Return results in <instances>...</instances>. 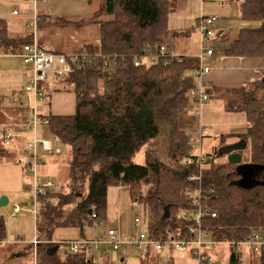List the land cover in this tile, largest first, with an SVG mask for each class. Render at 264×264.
I'll list each match as a JSON object with an SVG mask.
<instances>
[{
    "label": "trees",
    "instance_id": "1",
    "mask_svg": "<svg viewBox=\"0 0 264 264\" xmlns=\"http://www.w3.org/2000/svg\"><path fill=\"white\" fill-rule=\"evenodd\" d=\"M82 1L90 6L100 2L98 10L90 14V23H97L103 16L107 19L99 23L100 37L96 44L84 45L71 53L117 55L119 60L109 67L101 62L74 63L71 72L57 80L54 91L72 92L76 99L74 115L47 116L55 139L70 152L66 170L70 190L68 194L54 192L59 201L57 205L45 200L52 192L46 191L41 197L44 207L38 218L37 238L42 243L37 249V264H97L85 251L78 254L53 252L57 245L49 242L56 229L71 227L83 231L95 221L103 222L107 191L113 185L125 188L133 201L148 207L150 233L163 241L172 238L192 241L194 237L188 227L193 224L192 215L199 206L186 192L196 193L201 189L202 229L209 233L212 241L220 244L209 248L206 255L215 264L214 253L227 246L230 250L227 264H240L238 244L264 232V185L246 188L238 184L241 178L237 173L238 165L228 160L219 164L217 159L225 155L218 147L205 153L201 188L199 181H190L189 176L198 174L199 164L185 166L183 161L191 149L187 132L196 127L193 93L197 86L195 77L187 73L199 62L179 56V60L175 58L168 64L161 60V63L146 62L136 67L132 59L142 53L160 52L163 46L174 54L175 39L189 33L177 34L169 26L176 0ZM241 15L243 21H263L264 0H246ZM38 19L40 26L53 17L38 16ZM218 37L216 33V39ZM33 41L34 34L15 36L10 33L7 21L0 19V55L22 53ZM227 44L224 53L228 57L264 58V24L257 29H241ZM48 52L67 54L62 49ZM207 90L211 95L212 88ZM221 98L227 110L243 112L247 120L246 132L240 136L226 135L223 143L226 144L229 137L245 141L247 160L243 158V164L264 167V79L222 94ZM4 115L0 96L2 127ZM167 123L170 126L168 161L146 153L144 164L134 163L141 149L160 136L161 124ZM255 180L264 181V171L258 172ZM147 181L152 182L153 187L144 195L142 188ZM166 207H169L168 216L164 215ZM90 210L96 220L89 215ZM5 237L6 224L0 215V240ZM43 241L48 245L42 246ZM140 253L141 264H161V251L150 248ZM251 262L264 264V247L252 254Z\"/></svg>",
    "mask_w": 264,
    "mask_h": 264
},
{
    "label": "rangeland",
    "instance_id": "2",
    "mask_svg": "<svg viewBox=\"0 0 264 264\" xmlns=\"http://www.w3.org/2000/svg\"><path fill=\"white\" fill-rule=\"evenodd\" d=\"M243 1L245 2L246 0H176L174 3V10L169 17V26L171 29L176 31L177 34L186 31L189 32V34L180 37L178 35V37L174 41V50L176 49L177 52L179 51L181 53H186V57H193L192 55L200 50L201 38L198 31L195 29L197 20L196 18L198 17H217L219 20L215 24L216 32H230L232 33L230 36L234 38H236V33L241 29H257L259 27H262V25L264 24V18L263 21L247 22L242 20L241 14L242 4L244 3ZM49 2L51 8L49 9V11L44 12L40 8H35V6L32 4H30L31 6H29L26 0H15V6L13 8H16L18 10L20 17L18 18V22L14 21L13 24H11V22H8L11 34H34V29L29 27V23L31 21H29V18H33L35 14H39L38 16L41 18L45 15L51 14V10L53 9L56 10L55 14L57 15L52 16L53 19L47 21L45 25L41 23L40 26L37 27L36 37L41 47L47 49L48 51H60L63 47H65V50H62V52H73L74 50L79 49L84 45L92 43L96 44L98 42L100 37L99 23L105 21L107 18L104 16L100 17L97 23H90V18L82 21H78L77 18H83L80 17L81 14H87L90 10L91 12L94 9L97 11L100 2L97 1L92 4V6H90L85 1H83L85 2V4H82L81 7L78 2L82 3V0H48L47 3ZM26 7H29L30 10H28ZM91 12L89 14H91ZM71 17L76 18L72 19ZM85 21H89L88 24H85ZM42 32L44 35H42ZM177 52H174V54L177 56H181V54H177ZM207 60L208 59L204 60L202 63L209 66L207 64ZM187 74L192 76V70H190ZM32 75V67L24 63L21 55L12 57L0 56V96L2 97V99H4L3 104L9 106L16 105V103L26 104L27 100L23 99V95L25 87L29 84ZM194 80L197 88H200L201 80L199 78H195ZM223 100V98H211L210 96L209 100L206 101L203 105L201 115H199L198 119L196 117V126L198 125L199 130H196L197 135L194 137L196 139L200 137L201 134L198 133L201 132V138L203 140L208 135L207 141L205 140L203 144L202 141H200L201 146L203 145V150L205 152H210L209 148L211 147V145H214L221 150L225 146V144L223 143V137L229 134L240 136L247 130V120L245 114L239 111L227 110L225 107L226 102L225 100ZM19 112L20 110H18L17 108L8 110L6 112V115H4L3 124H7L6 121L7 119L10 120L9 117L12 119L11 116L18 117ZM23 116H25V113L23 114ZM201 121L203 124L201 123ZM24 122L25 121H23V123ZM161 125L162 127L160 136L143 147V149H141V151L135 156L134 163L144 164L146 153H150L159 160L165 162L168 161L170 126L168 125V123ZM203 126L207 127L208 130H206ZM1 128L2 126H0V129ZM190 131L194 130H189L188 132ZM28 137V139H30V133L28 134ZM28 139H26V145L28 143ZM37 139L39 142H53L55 140V137L53 136L49 126L40 123L37 130ZM2 146L3 145L0 142V155H6V151L11 149V147L3 146L2 148ZM57 146L62 147L63 154H65L67 150L69 152L67 146H63L61 144L54 145V147ZM41 150L42 148L41 146H39L38 155H40V152L42 151L46 153V151ZM190 150H188V152H190ZM242 153L244 156V161H246L247 150H243ZM226 160L227 156L225 155L224 157L217 159V162H219V164H222ZM39 170L37 172L35 181L41 189L45 190V187H47V184L51 179H48V177H46V173H42V176H40ZM31 178L33 180L34 176H31ZM57 180H59V177L57 178ZM63 180H66V174L64 175ZM51 181L53 182L55 181V179H52ZM152 187V182L147 181V183H144L142 188L143 194L147 195L150 190H152ZM27 190L28 191L23 195V197L21 196V193H17L15 198H13L15 195L14 193L8 194L9 196L6 197L9 199V204L5 207L0 208V213L7 212V216H3L6 224V237L4 238L5 244L27 245L29 241L33 242L36 239L34 216L30 212V208L32 207V204L30 202V189L27 188ZM67 190H65L64 188V191L68 192ZM51 191H53V189H51ZM107 192V210L105 219L103 220V225H99L98 221L93 222L92 225H87L84 229V232L87 235L86 240L92 241L101 236H104L110 229H114L118 232L121 242H126L127 240H130L132 238H137L141 232H145L147 234L150 233V229L152 228L150 225L152 223L150 224L151 217L149 215L148 207L144 206V204L141 202L133 201L128 191L121 186H110ZM52 194L53 195H48L45 200L46 202H48L49 200V202H51L52 204L57 205L59 201L57 200V198H55L56 195L54 194V192H52ZM20 196L22 197V199H16ZM15 202H19L21 207L24 208L22 214L18 218L10 217V212ZM65 210L68 211V207ZM7 218H9V220H7ZM136 220L140 221L139 226L136 225ZM78 231L79 230L70 231L62 229L61 231H58L57 234L55 233V236L58 239L65 240L72 239V237L74 239H77L81 236V232L78 233ZM46 245H48L47 242L43 241L42 246ZM62 248L65 247L62 246ZM243 249H246V247H244ZM121 250L127 251H123L120 254V251H114L112 252V258L116 259L117 257L121 258L125 255H128V257L136 259L137 261L142 259V254L135 247H127L125 245H122ZM177 251H182L181 253H183V255L186 254V250L184 249H170L169 246H164V248L161 250V264H168L170 257L169 253H175ZM89 254L94 255V250H90ZM26 256L27 255L25 254H18L17 260H21L23 264H28L27 261H29L30 258L26 260ZM33 257L34 255L32 252V261ZM188 260L191 261V259L189 258ZM176 261L177 260L175 259L174 262L177 263ZM182 261L184 263L189 262L187 261V258L185 256H183ZM223 261L225 260H222L217 264H225V262ZM190 264L196 263L192 262ZM250 264H252V262Z\"/></svg>",
    "mask_w": 264,
    "mask_h": 264
},
{
    "label": "built area",
    "instance_id": "3",
    "mask_svg": "<svg viewBox=\"0 0 264 264\" xmlns=\"http://www.w3.org/2000/svg\"><path fill=\"white\" fill-rule=\"evenodd\" d=\"M30 4L34 5L35 8L41 3H46L48 0H27ZM216 1V0H214ZM14 15H17V12H13ZM219 19L215 16L207 17L202 16L199 18L196 24V30L201 36V48L198 55V66L192 69V76L195 78H199L201 80V87L196 88L193 93L194 106L196 111V117L199 118L201 115V110L206 101L209 100L210 95L208 94V86L204 80V77L211 71V67L204 65L202 62L206 59L211 58L215 55L216 51L219 48L218 41L216 40V22ZM39 19L38 15L31 19L29 23V27L34 29V41L33 43L26 45L20 54L24 60L26 65L32 67V78L29 84L25 87V92L32 96L35 106V113L32 118L26 120L23 124L18 128L19 133L24 134L25 137L30 133V139H28V143L25 148V152H27L28 156L24 161L25 167L28 170V173L32 174L34 178L37 176V169L40 164L39 156H38V147L41 146L42 150L47 153H55L58 154L59 151L54 149L53 142L49 141H38L37 139V130L38 126L41 124L49 126V120L47 117H42L39 112V105H45L48 103L49 98L47 97V93L45 88L43 87L46 84H50L57 81L58 79L65 78L72 70V64L78 63L80 65L86 64H98L102 63L104 67H109L111 63H117L119 57L117 55L114 56H106V55H89L86 53H68V54H58L48 52L46 49L39 45L37 35V27H38ZM178 59L179 56L167 52L166 47H161L160 52L148 53V54H139L132 57L134 61V65L136 67L143 66L146 62L149 63H161V60H164L165 64H168L173 59ZM201 117V116H200ZM31 131V132H30ZM19 133L16 129L13 128H1L0 129V139L3 146H12L13 143L18 139ZM190 141L189 146L191 147L190 152L187 153L183 164L185 166H191L192 164H199V172L198 174L189 176L190 181L197 180L199 181V185L201 188L202 180H203V172L206 163V155L203 151V146H201L200 141L202 140V133L200 137L197 139L194 137L197 135L196 130L190 131L187 133ZM29 138V137H28ZM200 138V139H199ZM53 186L51 182L47 184V189ZM46 188V187H45ZM46 194V189H41L35 182L34 185V199L33 203L36 208L39 199ZM187 197L195 198L198 209L193 213L192 219L193 224L189 225L188 230L193 235L192 241H185L179 239H170L167 241H163L157 239L154 234H147L145 232H141L137 238H132L127 240L126 242H121L119 238V234L116 230L110 229L104 236H101L95 240H75L67 243H63L66 248L67 254H78L81 251L88 252L90 250H94V252H98L101 254L107 253L108 249H112L113 251H120L122 245L127 247H135L140 252H147L150 248L155 249L157 251H161L164 246H169L170 249H184L190 250L193 258L196 261V264H214V262L209 259L206 255L207 248H215L220 244L211 240L209 233L203 231L202 229V219L204 216V212L200 207V203L202 201V193L201 189L193 193L191 191L186 192ZM14 214L17 215L21 208L16 205L14 207ZM36 212V209L34 211ZM92 219L96 220V215L92 214ZM216 217V215H213ZM136 225H140V221L136 220ZM99 225H103V222L98 221ZM42 242L36 237V239L31 242L34 251V263L37 264V249L38 246ZM4 240H0V247L3 246ZM246 247L252 253H259L261 248L264 247V232L254 235V237L246 242H242L238 244L239 253H241V257L239 260L240 264H245L246 261L244 259L242 249Z\"/></svg>",
    "mask_w": 264,
    "mask_h": 264
},
{
    "label": "crops",
    "instance_id": "4",
    "mask_svg": "<svg viewBox=\"0 0 264 264\" xmlns=\"http://www.w3.org/2000/svg\"><path fill=\"white\" fill-rule=\"evenodd\" d=\"M27 1V0H26ZM244 2V1H243ZM28 5H30V3L27 1ZM78 4L81 5L85 4V2L82 1L78 2ZM15 6V0H0V19H4L8 22H11V24L14 23V21L18 22V18L20 17V14L18 12V10L15 8H13ZM28 10H30L29 7H26ZM37 8H40L42 11L46 12L49 11V9L51 8L50 6V2L49 3H41L37 6ZM86 9V8H84ZM16 11L17 15H14L13 12ZM58 11V10H57ZM91 12V10L89 11V13ZM56 10H51V14H49L51 17L55 16L57 14ZM87 13V12H86ZM87 13V14H89ZM81 14L80 17L83 18H77L78 21H82V20H87V18L90 17V14ZM39 15V14H38ZM49 15H45V16H49ZM87 15V16H85ZM26 17V16H25ZM76 18V17H74ZM200 17L196 18L197 20ZM32 18H29V21ZM196 20V22H197ZM40 21V20H39ZM13 26V25H12ZM10 31V29H9ZM239 32V31H238ZM238 32L236 33L238 35ZM11 33V32H10ZM218 33V32H217ZM189 34V33H188ZM219 37L218 39H216L219 43V48L216 51L215 55L212 56L211 58H209L207 60V64L211 67V71L204 77V80L207 84V86L210 88H212V94L210 95L211 98H221L222 94H230L232 90L237 89L241 86H245L251 83H256L259 82L260 80L264 79V58H259V57H247V58H234V57H228L225 55L224 50L225 48L228 46V42L231 39H235L234 37H231L230 35L232 33L230 32H225V31H220L219 33ZM20 35H31L27 34V33H22ZM42 35L43 32H42ZM16 36V35H15ZM237 37V36H236ZM201 38V36H200ZM43 40V39H42ZM201 48V46H200ZM62 50H65V47L62 48ZM174 52H177L176 49L173 50ZM64 53H71V52H65ZM200 50L197 53H194V55H192L193 57H187L190 59H198V55H199ZM21 53L15 54V55H5V54H1L0 56H16V55H20ZM177 54H181V56L186 57L187 55H185L186 53H181V52H177ZM32 78V77H31ZM30 78V80H31ZM57 85V81L55 80L54 82L50 83V84H46L43 87L46 90L47 93V97L49 98L48 103L45 105H39V109L38 112L42 117H47L50 115H56V116H72L75 114L76 112V99H75V95L72 92H60V91H54L55 86ZM23 99L27 100L26 104L23 103H16V105H5V115L6 112L8 110L11 109H15L17 108L18 110H20L18 117H12V119L9 117L10 120L7 119L6 123L7 124H3L4 127L3 128H15L18 133L19 130L18 128L20 127L21 124H23V121H26L30 118L33 117L34 113H35V106H34V101L31 95L26 94V92L24 91V95H23ZM4 101V99H2V102ZM224 101V100H223ZM25 113V116H23V114ZM202 120V118H201ZM202 123V121H201ZM203 124V123H202ZM206 130L207 127L203 126ZM194 130H199L198 125L195 127ZM53 134V133H52ZM207 135V134H206ZM54 136V135H53ZM227 136H230L227 135ZM26 139H28V136L25 137L24 134L19 133V137L18 139L13 143V145L11 146V149L7 150V154L6 155H0V197L2 196H9L8 194L14 193V197H16L17 193H21V196L23 197V195L28 191L27 188L30 189V202L32 204V207L30 208V212L33 214L34 216V221H35V235L37 237V223H38V218L40 215H42V209L44 207V205H42V201L41 198L39 199L37 206L35 208L34 203H33V199H34V184H35V178L32 180L31 176H33L32 174L28 173V170L25 167L24 161L27 158L28 154L27 152H25V148H26ZM208 139V135L203 139V142ZM239 139L237 138H232L229 137V139L226 140V144L225 145H233L236 144L238 142ZM228 141V143H227ZM1 142V139H0ZM54 145H60L57 140L55 139L53 141V147ZM203 146V145H202ZM3 148V146H2ZM216 148V146L211 145V147L209 148L210 151ZM54 149L58 150L59 153L58 154H49V153H45L40 152V164L38 166L37 172L39 170L40 167V176H42V173H46V177H48V179H55V181H51L49 180V182H51L53 184V186H51L49 189H46V191H50V192H61V193H69L70 190V186L68 185L66 180H63L64 175L66 174V170L68 168V162L67 159L70 156V152H68V150L66 151L65 154H63V149L61 146H57L54 147ZM204 151V150H203ZM207 152V151H206ZM204 151V153H206ZM209 152V151H208ZM3 156V157H2ZM59 177V180H57V178ZM48 182V183H49ZM67 190L68 192L64 191ZM51 189H53V191H51ZM18 197L16 199H22V197ZM18 205L21 208V211L15 215L14 214V207ZM23 209L21 207V205L19 204V202H15L13 204L12 210H11V214L10 217L13 218H18L22 212ZM36 209V212L35 211ZM7 212H1L0 215L2 216H7L6 215ZM7 220H9V218H7ZM62 229L64 230H70V231H74V230H79V232H81V236L78 237L77 239H74L72 237V239L69 240H65V239H58L55 236V233L57 234L58 231H61ZM87 235L85 234L84 230L81 231L80 228H59L56 229L53 233L52 236V242L53 244L58 246V251L61 254H65L66 253V248H62L63 243H67V242H71V241H75V240H86ZM224 248V247H223ZM220 248L217 250L216 254L214 253V259L215 264H217L218 262L220 263L222 260H225L223 262H225V264L228 263V256L230 254V250L227 246H225V249ZM32 249V250H31ZM209 248L206 249V251H208ZM33 252L34 255V251H33V247L31 245V242L29 241L27 243V245H23V244H4L3 246L0 247V264H15V263H22L23 262L20 260L18 261V254L22 255L25 254L27 255L25 257L26 260H28V258H30L28 262V264H35L34 260L35 257H33V261L31 260V253ZM65 251V252H64ZM123 251H127V250H120L119 254L122 253ZM112 252H114L112 249H108L107 253L105 254H101V253H96L90 254L92 255L93 259L95 260V262L97 264H141V260H136V259H132L130 257H128V255L123 256V257H117L116 259L112 258ZM182 251H177V252H170V257H169V262L171 261H175V259L177 260L176 262L178 264H190V263H196L195 259L191 256V252L190 250H186L185 253L183 255V253H181ZM242 253L244 256V259L246 261L245 264H250L251 262V258H252V252H250V250L246 249H242ZM98 254V255H97ZM183 256H185L187 258V262H183ZM182 258V259H181ZM191 259L190 260H188ZM223 258V259H222ZM219 260V261H218Z\"/></svg>",
    "mask_w": 264,
    "mask_h": 264
},
{
    "label": "water",
    "instance_id": "5",
    "mask_svg": "<svg viewBox=\"0 0 264 264\" xmlns=\"http://www.w3.org/2000/svg\"><path fill=\"white\" fill-rule=\"evenodd\" d=\"M247 143L245 141L237 142L234 145L224 146L219 152L227 156L229 163L233 165H238L237 173L241 176L238 184L251 188L254 186L264 185V181L255 180V175L258 172L264 171V167L254 166L249 164H243V155L241 151L245 150ZM9 204V199L6 196L0 197V208L5 207ZM89 215H92V211H89ZM165 216L169 215V207L165 208ZM52 251H58V246H55Z\"/></svg>",
    "mask_w": 264,
    "mask_h": 264
}]
</instances>
